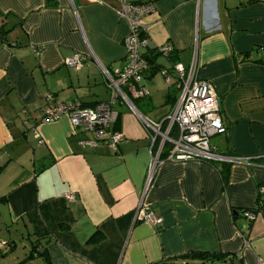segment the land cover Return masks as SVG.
Listing matches in <instances>:
<instances>
[{
  "label": "crops",
  "instance_id": "0c3cea01",
  "mask_svg": "<svg viewBox=\"0 0 264 264\" xmlns=\"http://www.w3.org/2000/svg\"><path fill=\"white\" fill-rule=\"evenodd\" d=\"M148 1L140 52L156 54L157 71L139 83L149 93L132 98L135 111L117 103L112 129L123 137L112 148L65 115L44 121L42 109L108 99L102 68L124 66L129 32L117 1L0 0V258H12L5 264H154L192 252L264 264V212L252 220L242 213L264 188V0ZM165 43L169 58L157 52ZM75 53L86 56L80 69L64 64ZM193 60L226 127L211 142L249 160L229 164L224 182L226 162L162 156L144 191L153 133L138 115L163 131L180 88L173 65ZM140 199L160 226L134 219ZM22 243L27 252L17 256ZM35 245L42 253L29 256Z\"/></svg>",
  "mask_w": 264,
  "mask_h": 264
},
{
  "label": "built area",
  "instance_id": "2783aa9c",
  "mask_svg": "<svg viewBox=\"0 0 264 264\" xmlns=\"http://www.w3.org/2000/svg\"><path fill=\"white\" fill-rule=\"evenodd\" d=\"M116 1V10L119 16L128 23L129 32L123 40L124 66L116 69L113 73L102 68L109 90L108 99L91 106H82L76 101L56 102L50 103L42 109L44 121H53L65 115L73 127L92 131L97 139L106 141L112 148H115L123 137L120 132L112 129L118 112L117 103L123 102L132 111H135L132 98H143L149 93L145 84H139L150 67L140 52V47L144 42L142 19L153 10L152 2L148 0ZM172 50L173 47L169 43L157 48V52L164 57H168ZM85 60L86 56L75 53L67 57L64 64L74 69H80ZM173 69L180 82V88L177 100L165 118L164 130L161 131V122H152L138 115L144 127L153 133L144 191L152 182L157 166L161 163L163 152L166 153L164 158L169 161H222L229 164H242L249 160L243 157L224 155L211 142L213 136L224 134L226 127L220 119L219 103L212 84L196 77L195 61H191L188 67L182 63H176L173 65ZM162 73L166 81L169 82L171 77L168 71L165 69ZM126 86L130 87L131 97L124 91ZM32 131L37 135L34 128ZM174 132L176 135L172 136ZM157 136H160V139L155 142ZM166 143L170 145L167 151L164 149ZM261 193H264V188L260 189ZM67 197L72 198V195L68 194ZM257 207V205L254 206V208ZM242 213L249 220L255 217V213L249 209L243 210ZM134 219L149 222L155 227L162 223V218L155 215L142 199L135 209ZM244 244L247 245L246 242ZM1 245L2 243H0V247Z\"/></svg>",
  "mask_w": 264,
  "mask_h": 264
},
{
  "label": "trees",
  "instance_id": "16d2710c",
  "mask_svg": "<svg viewBox=\"0 0 264 264\" xmlns=\"http://www.w3.org/2000/svg\"><path fill=\"white\" fill-rule=\"evenodd\" d=\"M49 1H51V0H48V2ZM135 2H138V1H135ZM143 56L145 57V59L147 60L149 66H150L149 71H151L152 73L156 72L157 71V68H156L157 65L155 64V61L153 60L154 56H156V54H154V55L153 54H146ZM169 57H170V55L167 58H169ZM125 89L127 90V92L130 91V87H128V86H126ZM134 104H135V101H134ZM168 145L169 144H167V143L165 144V148H164L165 151H167L170 148V146H168ZM222 154L231 155L228 153L225 154L223 152H222ZM165 155H166V153L163 152L162 156H165ZM228 165H229V163H225V165L223 164L222 168L219 171L221 174L220 176L224 182L227 181ZM256 205L258 206L257 208L251 207V208H245V209L252 210L254 213H256L258 211L264 212V193H261L258 195ZM245 209H242V211ZM34 252L38 255L42 253L40 251V249L37 248L36 245L31 248L29 256H33ZM2 254H3V252L1 251V248H0V256H2ZM188 260L199 261V264H224L227 261H229V260H227V256L225 254H221V253L192 252V253L182 255L180 257L173 258V259H171V261H168V262L163 261V262L154 263V264H183V263H181L182 261L186 262ZM230 261H231V259H230Z\"/></svg>",
  "mask_w": 264,
  "mask_h": 264
},
{
  "label": "rangeland",
  "instance_id": "374dc122",
  "mask_svg": "<svg viewBox=\"0 0 264 264\" xmlns=\"http://www.w3.org/2000/svg\"><path fill=\"white\" fill-rule=\"evenodd\" d=\"M211 140H213V138H212ZM22 245H25V244L22 243L21 245L18 246V248H17V250H16V252H15V255L20 256V253H22L21 250H24V251H25L24 253L26 254L27 249H28V246L25 245V248H24ZM0 248H1V251H2V252H4V250L6 249L4 246H1ZM11 259H12V258L8 257V258L5 259L4 261H2L1 258H0V264H5V262H9ZM6 264H7V263H6Z\"/></svg>",
  "mask_w": 264,
  "mask_h": 264
}]
</instances>
